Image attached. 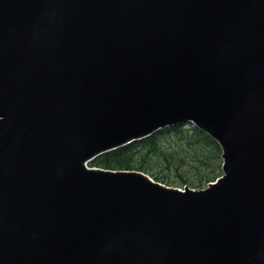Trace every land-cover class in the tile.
Listing matches in <instances>:
<instances>
[{
  "label": "water",
  "instance_id": "1",
  "mask_svg": "<svg viewBox=\"0 0 264 264\" xmlns=\"http://www.w3.org/2000/svg\"><path fill=\"white\" fill-rule=\"evenodd\" d=\"M186 122L206 189L86 166ZM0 264H264V0H0Z\"/></svg>",
  "mask_w": 264,
  "mask_h": 264
},
{
  "label": "trees",
  "instance_id": "2",
  "mask_svg": "<svg viewBox=\"0 0 264 264\" xmlns=\"http://www.w3.org/2000/svg\"><path fill=\"white\" fill-rule=\"evenodd\" d=\"M217 143L196 127L176 125L105 153L92 162L110 170H137L175 187L203 188L221 172Z\"/></svg>",
  "mask_w": 264,
  "mask_h": 264
}]
</instances>
